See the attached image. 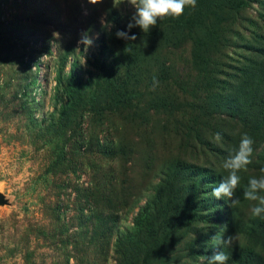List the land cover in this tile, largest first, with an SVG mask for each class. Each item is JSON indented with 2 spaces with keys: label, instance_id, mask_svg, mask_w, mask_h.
<instances>
[{
  "label": "rangeland",
  "instance_id": "1",
  "mask_svg": "<svg viewBox=\"0 0 264 264\" xmlns=\"http://www.w3.org/2000/svg\"><path fill=\"white\" fill-rule=\"evenodd\" d=\"M234 1L196 0L145 33L128 29L126 2L0 0V264H116L115 239L124 264H206L216 251L264 264V216L243 195L264 176V2L233 13ZM245 133L252 163L230 207L211 191ZM109 184L115 212L97 201ZM217 233L233 244L214 247Z\"/></svg>",
  "mask_w": 264,
  "mask_h": 264
},
{
  "label": "clouds",
  "instance_id": "2",
  "mask_svg": "<svg viewBox=\"0 0 264 264\" xmlns=\"http://www.w3.org/2000/svg\"><path fill=\"white\" fill-rule=\"evenodd\" d=\"M101 2L102 0H88V3L93 5ZM122 2H126L135 9L127 25L128 29L139 27L145 33L152 26H155L158 20H162L165 17L179 18L184 14L185 8H196V0H113L114 5L117 3L121 4ZM100 23L103 29L110 30L112 27L111 22L105 16L100 18ZM116 36L117 38L130 41L136 40L135 35L130 36L125 31L118 30ZM78 44H83L85 50H87L88 47L92 46L93 39L88 32H82ZM153 82L155 87L157 83L155 78H153ZM214 140L219 142L221 134L216 133ZM253 144L254 140L250 135L247 133L242 135L238 148L234 149L233 153L229 154L223 162L222 166L228 172V176L211 191V195L216 199L226 198L228 201H231L230 207L239 204V200L234 198L241 180L239 173L247 171V166L252 163ZM261 171H264V169ZM262 191H264V176L248 180L243 195L244 199L257 202L251 208L253 217L264 216V196L259 195ZM211 241L216 248L231 246L234 242V236H228L224 239L223 234L217 233L211 238ZM228 260L229 256L224 251H216L211 257L206 258V264H227Z\"/></svg>",
  "mask_w": 264,
  "mask_h": 264
},
{
  "label": "trees",
  "instance_id": "3",
  "mask_svg": "<svg viewBox=\"0 0 264 264\" xmlns=\"http://www.w3.org/2000/svg\"><path fill=\"white\" fill-rule=\"evenodd\" d=\"M261 1L264 2L263 0H261ZM246 4H248V0H235L231 4L232 8L235 9V10H232L233 13H237L238 11H241L246 6ZM263 8H264V6H263ZM262 12L264 13V10ZM241 15H242V13H241ZM29 98H31V97H29ZM72 100H71V102H72ZM72 105H73V103H71V106L68 103L67 107L64 106V108H63V106H62L60 108V114L69 115V112L71 111V107L73 108ZM60 122H59V125H60ZM59 125H58V127H59ZM112 130L115 133H118L119 128L117 127V125H114V126H112ZM64 137H65V135H64ZM116 143H117L116 139L110 141V146L112 147V149L116 148V146H115ZM58 157H60L58 159L63 158V156H60V155H58ZM114 159H116V158L114 157ZM57 162L58 161L56 160L54 162V165H56ZM121 164H120V166H121ZM110 175L112 176L113 179H115V176L113 175L112 171L110 172ZM114 188L115 187H114L113 184H109V186H107V187L103 186V189L99 190L98 191V195H97V201L99 202L100 206L103 205L104 207L108 208L112 212H115L117 210V206H118V202H117L116 196H115V190H111V189H114ZM122 206L123 205H121V207ZM146 211H147V208L142 207L141 210L134 217L133 229H135L136 232L139 231L143 227V223L145 222V217H146ZM120 243H121L120 239H115V242H114L115 254L118 257V260H116V264H124L123 260H124V258H126L128 256L127 252L124 251L125 249H122V248L120 250L117 249L120 246ZM154 246H155V244L151 245V248L148 251L149 256H153L154 255V252H155V249H153Z\"/></svg>",
  "mask_w": 264,
  "mask_h": 264
},
{
  "label": "built area",
  "instance_id": "4",
  "mask_svg": "<svg viewBox=\"0 0 264 264\" xmlns=\"http://www.w3.org/2000/svg\"><path fill=\"white\" fill-rule=\"evenodd\" d=\"M32 68H35L34 66H32Z\"/></svg>",
  "mask_w": 264,
  "mask_h": 264
},
{
  "label": "water",
  "instance_id": "5",
  "mask_svg": "<svg viewBox=\"0 0 264 264\" xmlns=\"http://www.w3.org/2000/svg\"><path fill=\"white\" fill-rule=\"evenodd\" d=\"M2 199L0 198V201H1Z\"/></svg>",
  "mask_w": 264,
  "mask_h": 264
}]
</instances>
